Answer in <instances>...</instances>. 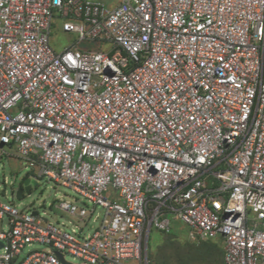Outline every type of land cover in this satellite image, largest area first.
<instances>
[{
	"label": "built area",
	"instance_id": "2783aa9c",
	"mask_svg": "<svg viewBox=\"0 0 264 264\" xmlns=\"http://www.w3.org/2000/svg\"><path fill=\"white\" fill-rule=\"evenodd\" d=\"M6 146L93 207L61 200L67 229L0 200V264H143L173 220L264 264V0H0Z\"/></svg>",
	"mask_w": 264,
	"mask_h": 264
},
{
	"label": "rangeland",
	"instance_id": "374dc122",
	"mask_svg": "<svg viewBox=\"0 0 264 264\" xmlns=\"http://www.w3.org/2000/svg\"><path fill=\"white\" fill-rule=\"evenodd\" d=\"M89 1H100L112 7L118 0ZM62 21L56 19L51 31L50 43L56 51L64 50L78 39L76 33L65 32L62 29ZM79 43L82 48L100 49L97 41L85 40ZM28 171L13 148L6 146L5 152L0 150V200L12 202L30 211L36 209L42 214L45 212L44 216L50 221L67 229H71L73 224L69 223V216L59 208L58 204L61 200L73 202L80 206L83 205L88 209L93 207L92 203L82 199L72 189L49 181L44 177H38V184L33 186L23 198L17 199L15 190ZM36 171H38L37 168ZM103 212V208L97 206L90 219V226L85 228L86 233L92 231L91 225L96 226L98 224V222L92 221L93 217L97 214L102 216ZM191 231L192 229L188 224L181 220L172 221V228L169 233L153 228L144 247L143 264H224L223 238L202 240L193 236ZM36 247L48 248L46 245L34 244L27 247V249ZM66 257L71 261L81 262L80 259H73L69 254H66Z\"/></svg>",
	"mask_w": 264,
	"mask_h": 264
},
{
	"label": "water",
	"instance_id": "95a60500",
	"mask_svg": "<svg viewBox=\"0 0 264 264\" xmlns=\"http://www.w3.org/2000/svg\"><path fill=\"white\" fill-rule=\"evenodd\" d=\"M25 177L26 178L24 180L23 185H19L15 190V196L17 199L23 198L25 196V194L28 193L32 189L33 186L38 184V180L35 178H32L29 171L25 174ZM38 212H39V210L35 209L32 211V214L37 215ZM1 245L2 244L0 243V246ZM57 255L60 257V259L65 264H75V263L67 261L61 253H57Z\"/></svg>",
	"mask_w": 264,
	"mask_h": 264
},
{
	"label": "flooded vegetation",
	"instance_id": "af4514ba",
	"mask_svg": "<svg viewBox=\"0 0 264 264\" xmlns=\"http://www.w3.org/2000/svg\"><path fill=\"white\" fill-rule=\"evenodd\" d=\"M25 178V176L22 178L20 185H23Z\"/></svg>",
	"mask_w": 264,
	"mask_h": 264
},
{
	"label": "trees",
	"instance_id": "16d2710c",
	"mask_svg": "<svg viewBox=\"0 0 264 264\" xmlns=\"http://www.w3.org/2000/svg\"><path fill=\"white\" fill-rule=\"evenodd\" d=\"M224 264H226L225 261H224Z\"/></svg>",
	"mask_w": 264,
	"mask_h": 264
}]
</instances>
